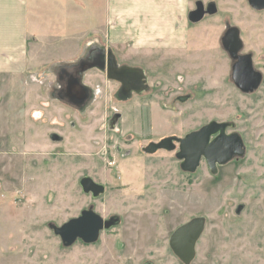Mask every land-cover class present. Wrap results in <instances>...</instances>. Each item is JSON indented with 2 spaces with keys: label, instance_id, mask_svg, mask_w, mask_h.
<instances>
[{
  "label": "rangeland",
  "instance_id": "1",
  "mask_svg": "<svg viewBox=\"0 0 264 264\" xmlns=\"http://www.w3.org/2000/svg\"><path fill=\"white\" fill-rule=\"evenodd\" d=\"M199 1L214 3L216 11L190 21L183 50L136 52L128 44L103 43L121 61L142 58L151 83L158 82L142 105L137 96L117 101L118 85L94 70L81 82L91 88L80 108L66 99L43 102V75L31 77L39 85L31 106L7 109V134L0 123V264H184L169 236L197 216L205 227L189 264H264V10L247 0ZM227 25L240 29L242 52L251 53L262 72L253 92L240 91L230 78L231 60L219 41ZM90 31L81 27L79 38ZM179 95L187 97L178 101ZM115 109L120 127L109 132L106 117ZM21 110L31 116L19 118ZM211 120L232 123L226 131H237L245 144L243 156L215 173L205 160L186 172L173 151H140L151 140L182 136ZM50 131L60 139H51ZM116 141L127 155L116 153ZM84 176L103 184L104 192H83ZM88 207L105 219L117 215L118 224L93 243L62 245L48 224L61 225Z\"/></svg>",
  "mask_w": 264,
  "mask_h": 264
},
{
  "label": "crops",
  "instance_id": "2",
  "mask_svg": "<svg viewBox=\"0 0 264 264\" xmlns=\"http://www.w3.org/2000/svg\"><path fill=\"white\" fill-rule=\"evenodd\" d=\"M190 7L191 0H0L2 133L9 132L7 109L31 106L32 89L39 87L33 75H43L48 94L57 71L92 45L128 44L136 52L185 49ZM81 27L91 31L79 38ZM100 37L105 41L98 42ZM47 94L43 102L50 101ZM27 115L21 110L18 117Z\"/></svg>",
  "mask_w": 264,
  "mask_h": 264
},
{
  "label": "water",
  "instance_id": "3",
  "mask_svg": "<svg viewBox=\"0 0 264 264\" xmlns=\"http://www.w3.org/2000/svg\"><path fill=\"white\" fill-rule=\"evenodd\" d=\"M256 9L264 8V0H247ZM197 10L193 11L189 19L193 22L203 17V3H197ZM214 3L208 5V13H214ZM221 43L226 52L237 59L232 69V79L236 87L244 92L250 93L257 89L261 83V74L253 69L249 54L238 55L242 47L237 27H231L222 37ZM124 69L132 70L129 67ZM83 90V86H78ZM230 122L211 120L196 130L190 131L183 137H176L178 151L175 156L180 160V168L186 172H194L200 160L203 158L212 173L217 171L218 165H223L232 158H239L245 153V144L237 131L227 132ZM171 137L163 138L159 142L151 143L144 147L145 152H155L160 148L173 149ZM82 191L91 193L96 197L104 192V185L97 183L90 176H84L79 181ZM241 206L237 207V212ZM119 222L117 215L103 218L92 207L81 210L80 214L72 217L61 225L49 223V227L60 237L62 245L71 246L77 239L85 243H93L98 240L100 232L109 229ZM205 227L203 216L193 217L187 222L179 225L169 237V246L173 253L184 263L189 264L195 256L196 242Z\"/></svg>",
  "mask_w": 264,
  "mask_h": 264
},
{
  "label": "flooded vegetation",
  "instance_id": "4",
  "mask_svg": "<svg viewBox=\"0 0 264 264\" xmlns=\"http://www.w3.org/2000/svg\"><path fill=\"white\" fill-rule=\"evenodd\" d=\"M197 3H199V0H196L194 2L195 8L190 10L188 16H190L193 11H195L199 8V7H197L198 6ZM209 4L210 3H206L205 6L203 4L204 7H200V9H202V11H204L203 15L205 13H208L207 11H208V5ZM250 7L254 10H257V11L264 10V8L263 9L253 8L251 5H250ZM231 27H237V26L227 25L225 27L224 31L222 32L219 41H220V45H221L222 49L225 51V53L227 54V56L231 60L230 78L234 84V81L232 79L231 74H232L233 65L236 63L237 59H234L233 57H231L226 52V50L224 49V47L221 43L222 37ZM238 32H239V37L241 38L239 28H238ZM241 41H242V47L237 52V54L238 55H243V54H249L250 55L251 60H252L253 69L261 74V81H262V79H263L262 72L257 70L254 67L253 55L249 52H242V49L244 47L242 38H241ZM140 60H141V63H139V62L138 63H132V62H127V61H123V60L121 61V59L119 58V55L116 52H113L108 46L105 47L103 45H98V44L92 45L89 48H87L85 53H83V55H81L79 57V59H77L73 63L67 64V65L64 64L57 71L55 81L51 85V90H50L51 99H53V100H57V98H59L61 100L66 99L68 102L72 103V105H75L79 108L82 107V105L87 101L88 96H90V88L91 87H88L90 85L87 83H85L87 85V87H84L81 82L83 81V78H84L85 73L87 71L94 70L95 74L99 73L98 75H100L101 77H104L105 80L113 81L118 85L119 92L117 95L119 97V100H117V101L126 102V101L131 100L134 96H137V97H139V100H138L139 105H142L141 103L144 101V98H146L148 96H153V93L156 91L159 84H158V82L157 83L156 82L151 83L148 67L146 69L144 67V62H143L142 58ZM124 67H129L132 70L129 71L127 69H124ZM79 85L83 86L82 91L79 90V88H78ZM93 88H94L93 93H95V95H97L100 92V83L98 81H94ZM114 97H117V96L114 95ZM186 97H187V95H185V96L179 95V96H176L175 99L178 101H184L186 99ZM143 105H146V103H144ZM112 112L116 113L117 111L115 109ZM45 113H50V112L47 110V111H45ZM115 113H114V116L108 115L109 116L108 119H107L108 116L106 117V120L108 121L106 124H107V128H108L109 132L118 131L119 127H120L119 122L121 120V114L118 115V113H116V115H115ZM45 116H48V115H45ZM51 121H52V118L50 120V123L51 124L55 123V122H51ZM229 127H232V125H229L227 128H229ZM198 128H196V129H198ZM196 129H193V130H196ZM193 130H190V131H193ZM187 133H185V134H187ZM184 135L177 136L174 134H170L168 136H165V137H162V138H159L156 140H151L148 142V144H146V146H147L151 143L159 142L163 138L171 137L170 141L174 146V148L171 150L166 149V148H160V149L156 150L155 152L149 153V152L144 151V147H146V146H143L140 148V151L147 153V154L148 153L153 154V153H157L159 151L164 150V151H173L176 154V152L178 151V144H179L178 141L176 140V137H183ZM50 138L53 140L60 139V137L55 132H51ZM110 139L111 138H109V140ZM113 147L115 148V151L118 155H127L130 151L129 149L122 151L121 146H119L117 141L114 143ZM202 160H204V159L202 158L200 160V162ZM109 162H110L109 163L110 166H115V161L111 160ZM179 166H180V160H179ZM97 183H99V182H97ZM104 190H105V186H104ZM168 243H169V240H168Z\"/></svg>",
  "mask_w": 264,
  "mask_h": 264
}]
</instances>
